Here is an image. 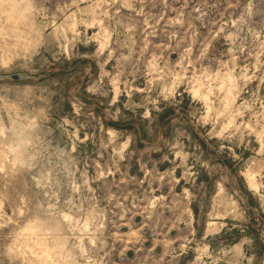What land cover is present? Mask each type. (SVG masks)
I'll return each instance as SVG.
<instances>
[{
  "label": "rangeland",
  "instance_id": "rangeland-1",
  "mask_svg": "<svg viewBox=\"0 0 264 264\" xmlns=\"http://www.w3.org/2000/svg\"><path fill=\"white\" fill-rule=\"evenodd\" d=\"M13 73L0 264H264V0H6Z\"/></svg>",
  "mask_w": 264,
  "mask_h": 264
},
{
  "label": "water",
  "instance_id": "water-1",
  "mask_svg": "<svg viewBox=\"0 0 264 264\" xmlns=\"http://www.w3.org/2000/svg\"><path fill=\"white\" fill-rule=\"evenodd\" d=\"M25 78H28V75L25 74V73H13V74H10V75H2L0 74V79H12V80H22V79H25Z\"/></svg>",
  "mask_w": 264,
  "mask_h": 264
},
{
  "label": "bare ground",
  "instance_id": "bare-ground-1",
  "mask_svg": "<svg viewBox=\"0 0 264 264\" xmlns=\"http://www.w3.org/2000/svg\"><path fill=\"white\" fill-rule=\"evenodd\" d=\"M5 1H6V0H0V4H1V5L5 4ZM17 1H18V0H17ZM12 3H13V2H12ZM253 179H254V178H253ZM31 230H32V229H31ZM33 230H34V229H33ZM33 232H34V231H33ZM33 242H34V244L37 245V246L40 245V243L37 242V241H35V240H34ZM39 248H40L41 251L45 252L46 254H49L48 250L45 251L41 246H40Z\"/></svg>",
  "mask_w": 264,
  "mask_h": 264
}]
</instances>
